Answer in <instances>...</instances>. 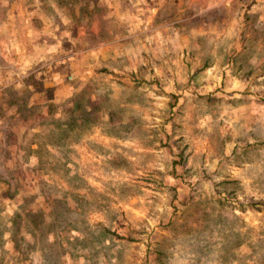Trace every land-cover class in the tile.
<instances>
[{
    "label": "rangeland",
    "instance_id": "374dc122",
    "mask_svg": "<svg viewBox=\"0 0 264 264\" xmlns=\"http://www.w3.org/2000/svg\"><path fill=\"white\" fill-rule=\"evenodd\" d=\"M0 264H264V0H0Z\"/></svg>",
    "mask_w": 264,
    "mask_h": 264
}]
</instances>
